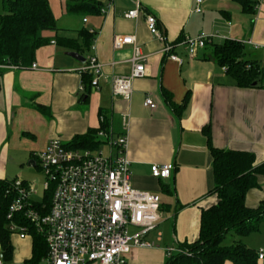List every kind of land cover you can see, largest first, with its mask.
Listing matches in <instances>:
<instances>
[{
	"label": "crops",
	"instance_id": "1",
	"mask_svg": "<svg viewBox=\"0 0 264 264\" xmlns=\"http://www.w3.org/2000/svg\"><path fill=\"white\" fill-rule=\"evenodd\" d=\"M49 1L56 29L43 31L50 42L36 51L33 62L38 68L33 69L32 63L26 68H0V180L30 184L22 175L23 167L28 162L39 167L37 154L52 139L68 143L78 134L98 129L104 116L116 136L129 138L133 187L166 196L161 200V221L144 236L155 245H133L125 264H165L168 248L179 249L198 240L202 211L218 201L211 191L210 145L252 152L255 165L264 162V77L254 86H239L213 56L212 45L242 42L245 58L256 60L264 69V0L258 5L252 0H202V12L195 11L197 0H89L100 3L97 11L68 10L67 3L80 0ZM138 2L142 6L139 16L127 18L125 14ZM146 12L157 17L165 41L151 34ZM202 32L219 36L194 58L182 45L172 51L182 63L163 50L165 44H177L185 36ZM116 34L135 36L147 55V75L133 80L128 99L113 93L112 80L131 72L133 46L115 49ZM94 55L103 65L97 87L83 74ZM164 90L170 100L164 98ZM86 94L87 100L82 98ZM148 96L154 108L145 105ZM101 149L107 151V147ZM166 163L175 165L171 176L153 177L151 166ZM259 183H264L262 176ZM262 200L264 186L248 191V206L257 207ZM262 224L259 231L237 236L234 242L240 240L258 251L264 248ZM131 227L136 229L131 234L141 230ZM10 242L12 257L6 264H26L33 256L32 235L21 238L11 233ZM224 264L234 263L227 260ZM258 264H264V259Z\"/></svg>",
	"mask_w": 264,
	"mask_h": 264
},
{
	"label": "built area",
	"instance_id": "2",
	"mask_svg": "<svg viewBox=\"0 0 264 264\" xmlns=\"http://www.w3.org/2000/svg\"><path fill=\"white\" fill-rule=\"evenodd\" d=\"M252 1L258 5L261 0ZM201 3L202 0H197L196 12H202ZM101 10L104 12L105 8ZM141 10L138 2L125 16L136 18ZM145 20L151 34L165 41L157 17L146 12ZM218 36L205 32L188 35L177 44H165L163 50L172 60L182 63L183 59L172 52L175 46H184L188 56L194 58L200 49ZM127 44L133 46L131 72L115 75L112 80L113 93L125 99L132 95L133 80L147 75V55L142 53L136 37L123 34L114 36L115 49ZM31 67L37 69L38 65L33 62ZM102 67L96 55L83 67V72L92 74L93 87L99 85ZM0 68L26 66L7 62L0 64ZM80 89L85 91L83 85ZM145 105L151 108L156 106L150 96L146 98ZM105 120L101 116V122ZM97 135L103 141L101 147H107V151L101 148H73L60 138H54L46 149L37 154V162L46 177L44 189L53 188L49 212L42 213L44 204L36 206L41 202L34 200L38 189L32 184H16L7 191L13 195L6 216L11 233H19L21 238L28 235V225L17 218L22 215L46 239L47 255L39 264H125L133 245H155L144 240V236L162 219L160 195L133 187L127 135L116 136L110 124L100 129ZM174 168V163L153 164L151 174L155 178L166 179ZM130 226H137L141 230L131 234ZM175 252L184 251L180 248L167 249L168 256ZM258 254L260 259H264V249H260ZM0 264H6L3 254H0Z\"/></svg>",
	"mask_w": 264,
	"mask_h": 264
},
{
	"label": "trees",
	"instance_id": "3",
	"mask_svg": "<svg viewBox=\"0 0 264 264\" xmlns=\"http://www.w3.org/2000/svg\"><path fill=\"white\" fill-rule=\"evenodd\" d=\"M100 3L89 0L67 3L68 10L82 11L86 8L97 11ZM56 29V18L49 0H3V11L0 12V64L13 63L28 66L33 63L36 51L48 44L50 40L43 36V31ZM87 42H90V35ZM84 34V35H85ZM213 56L224 67L241 87L254 86L264 77V69L256 60L245 58L244 44L236 40H226L221 44L213 43ZM91 83L90 73H83ZM164 98L170 100L167 91ZM82 98H86L87 94ZM107 120L101 122L98 129L76 135L66 143L73 148H101L103 141L98 138V131L107 127ZM211 142L210 127L205 128ZM214 186L212 192L217 194L218 201L202 211L199 238L192 243L180 245L184 252H175L168 256L165 264H224L227 260L234 264H258V250L246 246L237 240L224 244L228 233L245 236L259 231L264 222V200L257 207L246 204L247 193L252 188L264 186L259 183V176L264 178V162L255 165L256 156L252 152L233 149H221L210 145ZM16 182L0 180V243L5 260L12 257L10 242L11 231L8 228L7 212L12 194L7 191ZM22 184H25L22 182ZM51 193V194H50ZM53 188L46 190L42 213L49 212L52 203ZM21 223L28 225V234L34 239L33 256L26 264H39L47 255L46 239L36 227L22 215Z\"/></svg>",
	"mask_w": 264,
	"mask_h": 264
},
{
	"label": "rangeland",
	"instance_id": "4",
	"mask_svg": "<svg viewBox=\"0 0 264 264\" xmlns=\"http://www.w3.org/2000/svg\"><path fill=\"white\" fill-rule=\"evenodd\" d=\"M3 11V0H0V12ZM24 173L22 175L26 176V180L29 181L30 184H32L35 188L38 189L39 194L37 196H35L34 200H37L38 202H43L44 201V197H45V182H46V177L44 175V173L42 172L40 167H34V166H30L29 162L28 164H26L24 167ZM51 194V193H50ZM161 200L165 201L166 200V196L165 193L161 194L160 196ZM264 224V223H263ZM262 224V226H264ZM130 233H134V231L136 229H134L133 227H131ZM255 236H260L255 235ZM237 237V235H235L234 232H230L225 240H224V244L229 245V243H233L234 242V238ZM260 249H264V248H260ZM259 249V250H260Z\"/></svg>",
	"mask_w": 264,
	"mask_h": 264
},
{
	"label": "water",
	"instance_id": "5",
	"mask_svg": "<svg viewBox=\"0 0 264 264\" xmlns=\"http://www.w3.org/2000/svg\"><path fill=\"white\" fill-rule=\"evenodd\" d=\"M71 55L84 61V58H82V56L76 52H72Z\"/></svg>",
	"mask_w": 264,
	"mask_h": 264
}]
</instances>
